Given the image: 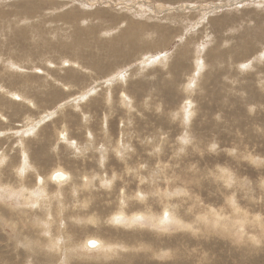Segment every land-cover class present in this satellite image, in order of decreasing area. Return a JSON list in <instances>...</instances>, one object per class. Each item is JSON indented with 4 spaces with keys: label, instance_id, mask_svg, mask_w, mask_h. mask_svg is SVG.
Returning a JSON list of instances; mask_svg holds the SVG:
<instances>
[{
    "label": "rangeland",
    "instance_id": "obj_1",
    "mask_svg": "<svg viewBox=\"0 0 264 264\" xmlns=\"http://www.w3.org/2000/svg\"><path fill=\"white\" fill-rule=\"evenodd\" d=\"M262 208L264 0H0V264H264Z\"/></svg>",
    "mask_w": 264,
    "mask_h": 264
},
{
    "label": "snow or ice",
    "instance_id": "obj_2",
    "mask_svg": "<svg viewBox=\"0 0 264 264\" xmlns=\"http://www.w3.org/2000/svg\"><path fill=\"white\" fill-rule=\"evenodd\" d=\"M184 143L187 144L188 142L185 140ZM128 151H131V149H128ZM157 151H159V149H157ZM179 152H180V153H183V152H184V148L181 147V148L179 149ZM140 167H141V168L145 167V164H144L143 162H141V163H140ZM157 168H159L158 165H157ZM220 171H221V173H226V170H224V169H222V170H220ZM217 178L220 179V180H224L225 183H226V185H227L228 187H232V185L235 183V180L231 177L230 174H226V175L222 174V175H219ZM141 182L144 183L143 181H141ZM150 195H162V194H161V193H158V192H151ZM141 199H143V198L141 197ZM229 203L231 204V206H232V208H233V214H234V215H236V216L243 215V214L241 213L239 207L236 206L235 201H230ZM261 211L264 212V208H262ZM213 214H214V215H219V214H217V213H213ZM167 217H168V213L165 212V213H164V218H165V220L167 219ZM220 219H225V218L221 216ZM245 220L247 221V224H248V225H251V226L253 227V229H255V227H256L257 225H259V226H260V229H261L262 231H264V216H257V217H254V218H252V219H248L247 216H245ZM162 224H163V221H162ZM165 230H167V229L165 228ZM89 243H90V245H91L92 247H96V245H95L94 242L90 241Z\"/></svg>",
    "mask_w": 264,
    "mask_h": 264
},
{
    "label": "bare ground",
    "instance_id": "obj_3",
    "mask_svg": "<svg viewBox=\"0 0 264 264\" xmlns=\"http://www.w3.org/2000/svg\"><path fill=\"white\" fill-rule=\"evenodd\" d=\"M121 79V78H120ZM77 94V93H76ZM31 131V130H30ZM24 154V153H23ZM25 155V154H24ZM27 156V155H26ZM24 160V159H23ZM27 167V166H26ZM38 173V172H37ZM19 175V174H18ZM51 177L53 178V180L52 181H55V182H63L64 180H66V177H67V175L66 174H63V173H61L60 171H57V172H54L52 175H51ZM43 180V179H42ZM40 183V182H39ZM15 191V190H14ZM41 191V190H40ZM13 192V191H12ZM41 192H44L43 191V189H42V191ZM32 193V192H31ZM30 193V194H31ZM11 194V193H10ZM20 194H21V192H20ZM25 197V196H24ZM35 197V196H34ZM27 200V199H26ZM33 205V204H32ZM31 210V209H30ZM47 213V212H46ZM76 214V213H75ZM169 221V220H168ZM90 241H92V242H94L95 243V245H96V247H98V242L97 241H95V240H90ZM89 241V242H90ZM88 242V241H87ZM86 243V245L87 246H89L90 247V249L91 248H93L91 245H90V243ZM206 242V241H205ZM141 243V242H140ZM224 247V246H223ZM109 248V247H108ZM93 250V249H92ZM152 250V249H151ZM234 257V256H233ZM232 258V257H231ZM227 259V258H226ZM204 263V262H203ZM187 264V263H186Z\"/></svg>",
    "mask_w": 264,
    "mask_h": 264
}]
</instances>
